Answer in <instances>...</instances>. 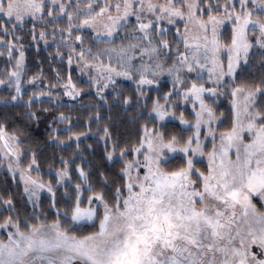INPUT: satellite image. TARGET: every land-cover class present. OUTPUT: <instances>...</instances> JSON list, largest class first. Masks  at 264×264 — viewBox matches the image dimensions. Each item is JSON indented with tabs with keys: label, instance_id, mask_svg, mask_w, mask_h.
<instances>
[{
	"label": "snow or ice",
	"instance_id": "6c2138e0",
	"mask_svg": "<svg viewBox=\"0 0 264 264\" xmlns=\"http://www.w3.org/2000/svg\"><path fill=\"white\" fill-rule=\"evenodd\" d=\"M0 57V264H264V0H0Z\"/></svg>",
	"mask_w": 264,
	"mask_h": 264
},
{
	"label": "trees",
	"instance_id": "16d2710c",
	"mask_svg": "<svg viewBox=\"0 0 264 264\" xmlns=\"http://www.w3.org/2000/svg\"><path fill=\"white\" fill-rule=\"evenodd\" d=\"M33 55H34V52H29V56H30V57H32ZM43 55H44V53L42 52V53H41V56H43ZM29 64L31 65V71L29 72V74H31V72H34V71H36L37 69H36L35 63L33 62L32 59L29 60Z\"/></svg>",
	"mask_w": 264,
	"mask_h": 264
},
{
	"label": "rangeland",
	"instance_id": "374dc122",
	"mask_svg": "<svg viewBox=\"0 0 264 264\" xmlns=\"http://www.w3.org/2000/svg\"><path fill=\"white\" fill-rule=\"evenodd\" d=\"M3 60H4V58L3 57H0V68H3L4 67Z\"/></svg>",
	"mask_w": 264,
	"mask_h": 264
}]
</instances>
